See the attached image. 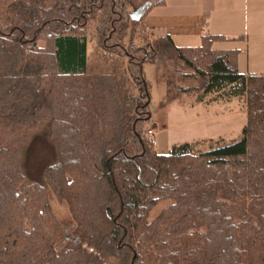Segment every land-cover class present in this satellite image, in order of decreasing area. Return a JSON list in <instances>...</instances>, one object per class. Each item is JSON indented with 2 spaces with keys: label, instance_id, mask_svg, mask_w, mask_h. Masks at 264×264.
<instances>
[{
  "label": "trees",
  "instance_id": "16d2710c",
  "mask_svg": "<svg viewBox=\"0 0 264 264\" xmlns=\"http://www.w3.org/2000/svg\"><path fill=\"white\" fill-rule=\"evenodd\" d=\"M164 1L136 13L131 0H0V264H264V75L214 49L223 36L154 38L144 19ZM91 30L105 72L89 70ZM147 63L244 96L242 138L158 153ZM190 88L169 82L168 101ZM43 132L58 153L46 183L75 222L64 242L48 188L23 169Z\"/></svg>",
  "mask_w": 264,
  "mask_h": 264
},
{
  "label": "crops",
  "instance_id": "0c3cea01",
  "mask_svg": "<svg viewBox=\"0 0 264 264\" xmlns=\"http://www.w3.org/2000/svg\"><path fill=\"white\" fill-rule=\"evenodd\" d=\"M177 2V0H167V5L163 9L155 12L149 10L150 13L148 12L144 19V25L154 38L169 35L177 46L198 47L205 34L223 36L226 39L214 43V49L240 50V72L245 75H264V0H182L181 3ZM192 41L195 42L194 44L199 42V45H187ZM222 43L234 45L222 48L220 46ZM243 54H245V61H243ZM156 69L158 70L157 66ZM237 100L238 97H233L221 102L236 103ZM173 101H158L152 110V120H154L152 128L158 133L175 124L183 127L197 125L201 132L208 133L210 126L217 129V124H226L238 115L237 107H233L220 115H217V109L212 115L197 111L193 117L185 119L183 110L174 111ZM201 104H204L203 101ZM243 111L246 113V109ZM212 132L214 133V130ZM206 136L200 135L193 142L217 141V133Z\"/></svg>",
  "mask_w": 264,
  "mask_h": 264
},
{
  "label": "rangeland",
  "instance_id": "374dc122",
  "mask_svg": "<svg viewBox=\"0 0 264 264\" xmlns=\"http://www.w3.org/2000/svg\"><path fill=\"white\" fill-rule=\"evenodd\" d=\"M157 0H131L132 6L130 11L136 10L140 7H145L146 5L153 3ZM177 3H181L182 0H177ZM167 5V0L163 4L155 5L151 8L150 12H155L157 10L163 9ZM149 12V13H150ZM93 30L89 34V55H90V72L99 73L107 71V66L103 61L98 58V56L93 55V46L94 42L92 39ZM179 40V39H178ZM177 40V41H178ZM137 42H141L139 39ZM190 46L199 45L194 44L195 42H188ZM243 43V42H240ZM232 43H222L220 46L223 47H233ZM243 44H241L242 46ZM244 46V45H243ZM245 54H243V61H245ZM145 73L147 78L151 81V92L153 94V105L152 110H154L158 101L168 100V83L171 82L175 85H181L184 87L191 86L189 92H183L180 100H174L172 104L174 111H184L185 119L193 117L197 111L207 115L214 114L217 109V115L227 112L230 108L237 107L238 115L234 117L230 122L224 124H217V129L212 126L209 128V132H201L202 130L198 129V126H176L171 125L165 131L157 132L154 135L158 144L153 146L154 149L161 154H167L173 150L174 146L183 144L186 142H193L196 137L200 135H207L206 137L213 136L217 133V144L215 141H200L201 143L197 146L199 151H207L212 147L221 145H229L234 141L240 140L243 136V130L247 122V112L243 110L246 109V99L244 96L238 97L237 102L235 103H226L221 102V100L228 99L227 91H219L213 93H205V89L200 88V80H197L193 77L187 76L182 78L176 76L172 73L169 67L162 66L158 70L156 69L155 64L147 63L145 65ZM189 93V94H188ZM178 94V91L174 90L172 95L175 96ZM203 101V105L201 104ZM217 101V103L215 102ZM200 102V103H199ZM154 106V107H153ZM176 120L175 117H173ZM182 121V120H180ZM182 123V122H181ZM154 126V120H150L148 123V130ZM214 130V133L212 132ZM148 135V134H147ZM223 137L225 139H221ZM58 159L57 148L52 139L50 138L47 132L39 133L34 137L31 143L28 145L26 154L23 160V169L26 176V181L29 183H40L48 188L49 199L52 205L53 212L56 218L59 220L64 233L65 240H70L75 237V222L70 213L67 203L59 201L54 193L48 187L45 179V170L48 166L55 163ZM169 204V202H162L157 205L151 212L150 219H155L161 213V211ZM67 236V238H66ZM61 242V243H63Z\"/></svg>",
  "mask_w": 264,
  "mask_h": 264
},
{
  "label": "built area",
  "instance_id": "2783aa9c",
  "mask_svg": "<svg viewBox=\"0 0 264 264\" xmlns=\"http://www.w3.org/2000/svg\"><path fill=\"white\" fill-rule=\"evenodd\" d=\"M147 134H148V138H149V141L151 142V144L153 146L157 145V140L154 137V135L156 134V131L153 128H151L148 130Z\"/></svg>",
  "mask_w": 264,
  "mask_h": 264
},
{
  "label": "water",
  "instance_id": "95a60500",
  "mask_svg": "<svg viewBox=\"0 0 264 264\" xmlns=\"http://www.w3.org/2000/svg\"><path fill=\"white\" fill-rule=\"evenodd\" d=\"M143 9H144V6H143V7H140V8H138V10L136 11V13H139V12H141ZM66 238H67V236H66ZM78 241H79V238L77 237V238L75 239V242H78Z\"/></svg>",
  "mask_w": 264,
  "mask_h": 264
}]
</instances>
